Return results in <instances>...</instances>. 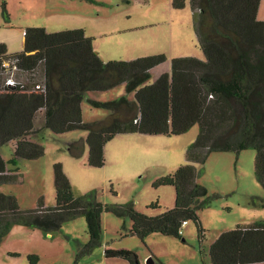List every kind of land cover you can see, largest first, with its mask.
Wrapping results in <instances>:
<instances>
[{
  "label": "trees",
  "instance_id": "obj_1",
  "mask_svg": "<svg viewBox=\"0 0 264 264\" xmlns=\"http://www.w3.org/2000/svg\"><path fill=\"white\" fill-rule=\"evenodd\" d=\"M261 0H188L196 38L205 59L178 56L169 70L151 80V69L167 60L163 53L129 60L103 61L92 38L83 28L49 32L26 27L23 49L8 53L0 42V148L12 143L8 159L0 152V185L22 181L21 159H37L44 145L37 140L43 129L64 133L86 131L88 166L106 163L105 145L117 134L180 135L195 123L199 131L185 149V163L158 177L153 186L171 185L174 205L159 214L138 211L132 201L103 203L97 189L75 195L62 164H53L55 204L46 206L40 196L35 207L22 208L16 195L0 192V242L14 225L45 232L59 230L63 222L83 216L89 239L76 241V257L101 245V215L111 212L131 220L130 234L141 240L153 232L181 238L183 220L196 224L198 241L204 229L198 210L208 206L205 186L197 182L213 151L240 152L255 149L254 174L264 188V20L258 18ZM181 9L185 0H172ZM3 18L7 19L4 1ZM9 54L18 58V83L5 84L1 61ZM124 84L125 95L107 101L92 98L95 107L107 109L102 119L84 121L81 104L87 92L105 91ZM41 112L40 126H36ZM83 141L69 142V154L83 153ZM201 170L202 167H201ZM110 191L115 194L110 185ZM157 207V202H152ZM184 240L183 238H181ZM107 257L139 264L129 249L106 248ZM212 264H249L264 261V221L237 224L221 232L209 245ZM35 264L37 257H27Z\"/></svg>",
  "mask_w": 264,
  "mask_h": 264
},
{
  "label": "rangeland",
  "instance_id": "obj_2",
  "mask_svg": "<svg viewBox=\"0 0 264 264\" xmlns=\"http://www.w3.org/2000/svg\"><path fill=\"white\" fill-rule=\"evenodd\" d=\"M2 1L7 10L6 20ZM33 26L44 27L49 32L83 28L93 39V47L103 61L163 53L167 60L151 69V80L162 69L169 70L173 57L205 59L195 35L188 0L181 9L173 7L172 0H0V42L5 43L8 53L22 50L24 29ZM121 95L133 98L124 84L88 92L81 105L83 120L102 119L109 113L107 109L93 106L89 97L107 101ZM39 116L41 112L36 126L41 124ZM198 131L195 123L180 135L134 136L137 138L120 135L109 145L114 146L115 155L119 151L126 157L121 162L106 159L104 166L92 167L86 164V153L70 156L66 143L70 137L80 139L86 135L85 130L53 133L45 128L37 137L44 145V154L37 159H21L18 166L22 181L2 184L0 192L16 195L22 208L35 207L40 196L46 206H53V164L60 162L75 195L97 189L98 200L103 203L132 201L138 211L156 215L174 205L175 189L170 185L152 184L186 162L185 149ZM0 149L1 155L8 159L12 146L7 144ZM154 150L166 155L150 157L148 154ZM254 158L255 149L249 147L238 153L213 151L203 166L194 163L201 172L197 182L205 186L210 197L209 205L198 210L204 229L201 241L191 220L181 227L184 240L158 232L141 240L130 234L129 218L103 212L102 243L89 254L76 257V241L86 243L89 239L84 217L78 216L52 232L23 226L11 233L10 230L0 242V264H30L29 255L37 257L35 264H130L124 258L105 256L106 248L132 250L139 264H212L208 247L221 232L237 224L264 221V188L255 178ZM110 185L115 194L110 191ZM155 201L157 207L151 205ZM249 264H264V261Z\"/></svg>",
  "mask_w": 264,
  "mask_h": 264
},
{
  "label": "crops",
  "instance_id": "obj_3",
  "mask_svg": "<svg viewBox=\"0 0 264 264\" xmlns=\"http://www.w3.org/2000/svg\"><path fill=\"white\" fill-rule=\"evenodd\" d=\"M257 16H258V18L259 19H261V20H264V4H263V0H261L260 1V4H259V8H258V13H257ZM7 47V46H6ZM94 48V47H93ZM23 49V48H22ZM95 50V49H94ZM7 51H9V50H7ZM21 51V50H20ZM10 52V51H9ZM18 52V51H17ZM160 65V64H159ZM159 65H157V66H159ZM154 68V67H153ZM155 68H156V66H155ZM163 71H165V70H168V68H166L165 70L164 69H162ZM156 76L154 77V78H156L158 75L157 74H155ZM90 92V91H89ZM88 93V92H87ZM89 98H91V97H89ZM92 99H94V98H92ZM82 105V104H81ZM127 134H129V136H131L132 138H137V137H134V136H160V135H148V134H141V133H123V134H117L114 138H117L118 136H120V135H127ZM85 136L86 135H82V136H80V140L81 141H83V144H82V146H83V154L85 155V153H86V159H87V155H88V148H87V145L84 143V139H85ZM161 136H164V135H161ZM114 138L112 139V140H114ZM74 140H77V137H70L69 138V140H67V144L69 143V142H71V141H74ZM112 140H110L106 145H105V149H104V151H105V158L106 159H110L111 161H114V162H118V161H122L123 160V157H126V154H123V153H119V151H118V153L115 155L114 154V149H113V147H110V142H112ZM155 140H159V139H155ZM11 146H13V144L12 143H9ZM0 152H1V149H0ZM2 154V153H1ZM156 154H157V156H162L163 154L164 155H166V153H163V154H161L159 151H156V150H154V151H151L148 155L151 157H155L156 156ZM71 156V155H70ZM4 158V157H3ZM5 159V158H4ZM171 186V185H170ZM18 226V227H17ZM20 226H22V225H14L13 226V228L11 229V231H10V233L11 232H14V231H16L17 230V228L18 229H20V228H22V227H20ZM23 227H25V226H23ZM25 228H28V227H25ZM35 230V229H34ZM9 233V234H10ZM8 236V235H7ZM7 236H5V237H7Z\"/></svg>",
  "mask_w": 264,
  "mask_h": 264
},
{
  "label": "built area",
  "instance_id": "obj_4",
  "mask_svg": "<svg viewBox=\"0 0 264 264\" xmlns=\"http://www.w3.org/2000/svg\"><path fill=\"white\" fill-rule=\"evenodd\" d=\"M1 73L4 75L5 84L15 85L18 83L17 75L19 71L18 58L13 55L6 54L1 61ZM187 223V220L182 221V226Z\"/></svg>",
  "mask_w": 264,
  "mask_h": 264
}]
</instances>
